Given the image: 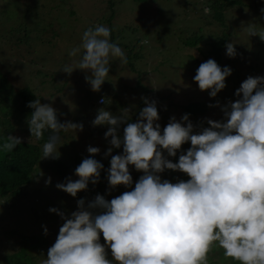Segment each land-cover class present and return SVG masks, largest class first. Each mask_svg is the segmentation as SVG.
Listing matches in <instances>:
<instances>
[{
    "label": "clouds",
    "instance_id": "clouds-1",
    "mask_svg": "<svg viewBox=\"0 0 264 264\" xmlns=\"http://www.w3.org/2000/svg\"><path fill=\"white\" fill-rule=\"evenodd\" d=\"M245 31L264 41V29L256 24L249 22ZM82 41L81 47L69 52L73 58L79 54V60L61 70L68 75L77 69L84 71L92 91L99 92L108 80L110 62L119 61L121 67L127 64V57L111 41L106 26L87 29ZM225 47L230 58L237 56L234 42ZM230 75V67L222 68L209 59L198 67L194 80L201 91H209L215 98L226 88ZM235 95L234 102L209 105L221 107L224 115L221 121L206 119L209 127L194 125L190 114H184L180 121L171 117L161 129L157 102L147 97H142L146 106L136 122H129V108L119 114L98 109L92 124L109 126L105 139L111 138L105 153L111 157L109 194L120 185L131 190L110 201L103 195L87 204L79 199L78 210L70 216L50 208L65 222L44 264H208V253L214 247L222 248L226 258L239 264H264V76H249ZM100 103L110 104L107 98ZM27 106L34 110L26 120L29 143L33 138L41 140L49 131L43 159H59L60 134L82 131L83 124L60 122L57 109L41 103L39 97ZM197 127L200 130L194 134ZM188 142L191 147L183 153L182 146ZM22 143V138L8 134L0 151L11 153ZM121 147L122 154L112 155L113 149ZM178 150L182 151L178 162L164 155L166 151L169 157H176ZM87 151L90 157L75 169L79 179L69 177L56 185L73 197L87 190L89 182L99 183L104 168L91 158L101 150L89 146ZM130 165L143 173L134 188ZM166 170L182 172L190 179L172 183L161 177ZM46 184H51V177ZM44 233L48 234L46 226ZM101 234L106 245L100 242ZM106 248L111 249V260Z\"/></svg>",
    "mask_w": 264,
    "mask_h": 264
},
{
    "label": "rangeland",
    "instance_id": "rangeland-1",
    "mask_svg": "<svg viewBox=\"0 0 264 264\" xmlns=\"http://www.w3.org/2000/svg\"><path fill=\"white\" fill-rule=\"evenodd\" d=\"M112 1V8L116 12L112 23L118 35L121 36L118 37L119 40L115 38V41L118 42L121 39L120 47L125 54L128 48H132V52L137 53L138 56L136 55L132 60L134 69L127 64L120 67L119 61L110 62L108 82L102 90V95L109 97L110 104L98 105L94 93L91 99L84 97L86 84L89 85L84 71L77 69L71 75L62 72L60 63L62 58L67 56L69 43L66 36L56 37L55 32L63 34L64 31H68L78 38L89 29L91 24L93 27L103 25L100 21L105 19L112 9L109 0H0V13L2 10L7 11L11 8L18 13L17 17L6 20L2 18L3 14L2 16L0 14V85L2 84L0 116L3 115L1 113L3 107H18L16 91L28 87L35 92L36 99L39 97L41 103L51 104L57 109V116L62 123L72 121L83 124L82 131L71 130L61 134V142L57 148L67 163H73L75 152H82L79 162L69 169L64 177H59L51 170L54 159H43V155L40 157L35 171L38 175L41 173L43 175L38 178L36 176L34 178L36 182L32 181L26 188L27 196L30 194V198L27 197L29 198L27 205L35 212L28 206L22 208L23 212L6 210L12 204L15 206L16 203H24L22 200L24 197H18L16 202L15 196L0 198V255L12 251V248L5 243L6 235L18 237V233H12L17 227L22 233L33 235L35 238L32 241L39 242L43 235L48 239V243L53 245L65 221L58 214L50 212V208H57L70 216L72 212L78 210L79 199H85L86 204L94 199L93 192L101 184L103 185L98 194L105 196L109 201L131 190L120 185L112 189L109 194L108 173L100 175L102 180L95 185L89 182L88 189L79 192L76 197L56 187L58 183H64L69 177L72 180L79 179L75 175V169L83 159L90 157L87 151L89 146L101 150L99 154L91 158L101 163L107 160L104 170L110 168V156H105L107 149L111 147L109 143L111 138L105 139L109 126H93L92 124L98 109L107 108L113 114H119L121 109L129 108L132 116H139V112L143 109L139 103L142 97H147L157 102L160 115L158 123L163 129L170 122L171 117L175 116L177 121L181 120L184 115L182 105L193 101H204L207 104V110L202 114L190 116V120L194 125L203 124L204 127H209L206 119L216 121L224 119L221 107H209L210 104L215 105L219 101L223 106L229 100L234 102L238 99L235 95L236 90L240 88L243 81L249 76H264V44H261L264 41H261L259 36L250 37L245 31L249 22L264 29V12L261 11L264 9V0H242L243 3L229 6L225 11L226 18L223 24L207 22L210 15H208L209 11L205 12L209 5L206 3L207 0ZM52 3L55 4V11ZM88 9H92L89 14ZM70 11L74 13L71 14ZM195 31L203 34L204 39L197 46L191 47L186 40ZM224 35L226 44L235 43L237 56L230 58L226 54L225 44L218 64L222 68L235 66L239 74L234 78L237 83L226 78V88L213 98L209 91L199 89L194 76L203 62L213 59L211 55L205 53L209 42ZM49 39L50 44L47 42ZM72 45L74 42L70 43L71 47ZM70 62H73V59H70ZM55 70L58 72L52 79L51 74ZM234 74H236L235 71L232 72V76ZM79 75L84 78V82H80ZM65 78H68L70 83L58 90L62 87ZM138 79L140 86L137 85ZM115 92L119 99L117 102L112 101V94ZM91 100L94 103H91ZM124 127L126 124L120 127L121 136ZM199 130L197 127L194 134ZM10 133L13 134V132ZM190 147V142L185 143L182 146L183 153H186ZM113 150L116 153L112 155L123 153V147ZM182 151L178 150L176 157H169L166 151L164 155L175 163L178 162L175 160H179ZM129 168L134 188L135 182L143 173L136 171L134 166L130 165ZM180 173L182 172H177V174ZM49 177L52 181L50 185L46 184ZM161 177L172 183L179 181L172 178L170 170L162 173ZM40 212L45 214L44 217L40 216ZM35 213L39 214L36 219L32 218V214L35 216ZM45 226L48 229L47 235L44 233ZM38 242L33 247L32 253L35 264H44L47 253L41 251L42 245ZM102 244L106 245V242ZM106 251L107 255L112 257L111 249L106 248ZM208 260L211 261L210 264L231 263V259L224 256V250L218 247H214L208 253ZM237 264H239L238 261Z\"/></svg>",
    "mask_w": 264,
    "mask_h": 264
},
{
    "label": "trees",
    "instance_id": "trees-1",
    "mask_svg": "<svg viewBox=\"0 0 264 264\" xmlns=\"http://www.w3.org/2000/svg\"><path fill=\"white\" fill-rule=\"evenodd\" d=\"M241 2H242V0H207L206 3L209 4L208 5L209 10L208 11L210 12V13H208V15L209 14L210 15L207 18V22L211 21V23L214 22L217 24H223V22L226 18V16H225L226 9L229 6H232L234 4L241 3ZM109 3H111V5H112L113 1L109 0ZM52 5H53L52 6L53 10L55 11V8H54L55 4L52 3ZM22 6L23 5L21 4V7ZM112 7H113V5L111 6V8ZM88 10H89L88 11V14H89L92 9H88ZM70 12H71V14L74 13V11L73 12L70 11ZM0 14H1V16L3 14L2 18L5 20L11 19L13 17H17L16 15H18V13L14 12V10H12V8L7 10V11L2 10ZM115 14H116V12L112 8L111 11L108 13V15L105 16L106 18L101 20L100 23L103 24L104 26L108 27L111 30V41L114 43H117L119 46H121L120 45L121 39L118 42L115 41V38L121 37L118 35L117 30L114 29V25L112 23V21L115 17ZM49 25L51 26V23ZM89 28L94 29L95 27H93V24H91ZM13 29H16V28L14 27ZM115 31H116V34H115ZM83 33L80 35L81 37L79 36L77 38V37L71 35L68 31H64L63 34H60L59 32H57V33L55 32L56 37L58 35L66 36V38L68 39L67 42L69 43V45H67L69 47V51L67 53V56H66V58L63 57L62 62L60 63V66L62 68L66 64L72 63V62H70V59H73V61L75 59L79 60V58H80L79 54L77 55V57L73 58V57L69 56V52H70V50H72L74 48L81 47L82 42H83L82 41ZM203 39H204L203 34L196 33V31H195L193 33V35L186 40V43L188 45H190L191 47H195ZM118 40H119V38H118ZM47 42H49V44H50V39ZM72 42H74V45H72V47H71L70 43L72 44ZM225 44H226V36L224 35V36L218 38L217 40L210 41L208 44V50L205 53L211 55L213 57V59L217 63H219V61L221 59V52H222V49H223ZM261 44H264V42H262ZM82 51H83V49L81 48V52ZM126 51H128L126 53L127 65L131 69H134L133 68L134 63L132 62V60L136 57L137 53H133L132 48H128V50H126ZM224 67H227V66H224ZM231 68H232V72L235 71L236 74H234V76L231 75V76L227 77V79L230 81L233 80L235 83H237V81L234 80V78H235V76H238L237 74H239V73L236 72L235 66H232ZM57 72L58 71L55 70V72H53L51 74L52 79L54 78V76ZM62 72H64V71H62ZM58 77L60 78L61 76H58ZM79 78L81 79L80 82H84L83 77H80V75H79ZM107 82H108V80L105 81V83L102 85L101 90L99 92L92 91L91 86L86 84V88L84 90L85 99H91V96L93 95V93H94V95H95L94 97H96V99H97V96H100V95L103 98L109 99L108 96L105 97V95H102L103 94L102 90H103V88L106 87L105 84H107ZM69 83L70 82H69L68 78H65L63 81L62 87L58 88V90L63 89ZM137 85L138 86L141 85L139 79L137 81ZM1 86H2V84L0 85V87ZM5 86H6V83H5ZM5 86H3V87H5ZM16 96L18 97V101H19L18 107L8 106V107H3L1 109V113L3 115L0 116V130H2V129H4V130L0 131V144H2L4 142V140L6 139L8 134H11L10 132H13L14 135L16 134V137L22 138L23 143L18 145L17 148H15L11 153H5L3 151H0V198L14 197L15 196L16 198L14 200L16 202L18 200V197H22V198L24 197L22 199L24 201V203L23 202L16 203L17 204V205H15L16 207L12 204V205L8 206L6 209L7 211L9 209L10 212L11 211H13V212H15V211L21 212L22 211L23 212V209L26 208L27 206L29 207V209L32 210V208H30V206L27 205V201L30 198L29 197L30 194L27 196L26 188L28 186H30L32 181H34V178L36 176H38V174L35 170H36V167L38 166V162H39L40 157H42V155H43V151H42L43 144L47 141V138H48L50 133H49V131H45L44 136L41 140L37 141L33 138L32 142L29 143V138L31 136V133H30L28 124L26 123V120H27L28 116L34 110L29 108L27 105L29 104V102L36 100V95H35V92L33 90H31L30 88L24 87V88L16 91ZM16 98H15V100H16ZM85 99H84V101H85ZM118 100L119 99H117V93L116 92L113 93L112 94V101L117 102ZM90 102L94 103L92 100ZM98 105H103V104H98ZM139 106L142 108L144 107V100L143 99H142V101H140ZM182 108H183L184 114H190V116H193V115H198V114L204 113V111L207 110V104L204 101H193V102H188L187 104L182 105ZM138 118H139V116L133 115V116H131L130 122H132V121L134 122V120H136ZM58 119L60 120L59 117H58ZM60 122H61V120H60ZM123 125H125V124H123ZM61 134H63V132ZM62 147H63V145H62ZM114 153H116L115 150H113L112 154H114ZM80 154H82V152H75L74 153L73 163L72 162L67 163V161L65 159H63L62 156L59 159H54V164L51 165V170L53 171L54 174H57L59 177H61V178L64 177L66 175V173L68 172V170L71 169L73 166H75L79 162ZM65 155L66 154H64V156ZM110 159H111V157H110ZM175 161H178V159ZM106 163H107V160L102 162L103 165ZM170 171H171L173 179L184 180V181H187L188 179H190L184 173L177 174V171H172V170H170ZM107 173H108V168H106V170H104V168H103V170L101 171V176L103 174H107ZM101 178L102 177H100V180H102ZM35 182L36 181H34V183ZM51 183H52V181H51ZM102 185L103 184L98 186L97 190L95 192H93L94 198L96 197V195L98 193L100 194L99 191H101ZM27 197H29V198L27 199ZM16 209H18V210H16ZM32 211H34V210H32ZM39 214H40V216H43V217L45 215L43 212H40ZM39 214L35 213V216L32 214V218L36 219L39 216ZM19 229L20 228L17 227L12 231V233L13 232L15 234L18 233V237H14V238L10 235H6L3 231V234L6 235L5 243H7L8 247L12 248V251H10L4 255L3 254L0 255V264H35L36 261L34 258V254L32 253V250L38 241H32L35 238L33 235H28L27 233H22V231H20ZM55 241H56V239H55ZM101 242H104V238H103L102 234H101ZM38 243L40 245H42L41 251L43 253H47L48 249L52 246L51 244L48 243V239L46 237H44L43 235L41 236V239ZM47 244H49V245H47ZM15 245L17 247H14ZM39 253H41V252H39ZM109 256H108V259L111 260L112 257H109ZM208 262L210 264L211 261L208 260ZM230 264H237V261L231 259Z\"/></svg>",
    "mask_w": 264,
    "mask_h": 264
},
{
    "label": "built area",
    "instance_id": "built-area-1",
    "mask_svg": "<svg viewBox=\"0 0 264 264\" xmlns=\"http://www.w3.org/2000/svg\"><path fill=\"white\" fill-rule=\"evenodd\" d=\"M102 98L103 97L101 95L97 97V100L96 101H97L98 104H102V103H100V101H101ZM95 211L98 212V210H95ZM100 242H101V238H100Z\"/></svg>",
    "mask_w": 264,
    "mask_h": 264
}]
</instances>
